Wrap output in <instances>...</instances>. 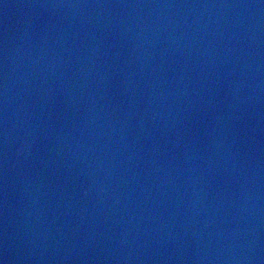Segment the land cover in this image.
Segmentation results:
<instances>
[{"label": "water", "instance_id": "1", "mask_svg": "<svg viewBox=\"0 0 264 264\" xmlns=\"http://www.w3.org/2000/svg\"><path fill=\"white\" fill-rule=\"evenodd\" d=\"M0 264H264V0H0Z\"/></svg>", "mask_w": 264, "mask_h": 264}]
</instances>
